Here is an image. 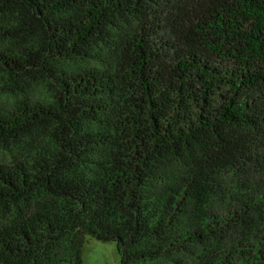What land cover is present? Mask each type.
<instances>
[{"label": "trees", "instance_id": "1", "mask_svg": "<svg viewBox=\"0 0 264 264\" xmlns=\"http://www.w3.org/2000/svg\"><path fill=\"white\" fill-rule=\"evenodd\" d=\"M172 1L0 0V264H84L87 240L121 264H264V203L253 244L205 252L248 218L211 211L264 143V0Z\"/></svg>", "mask_w": 264, "mask_h": 264}, {"label": "rangeland", "instance_id": "2", "mask_svg": "<svg viewBox=\"0 0 264 264\" xmlns=\"http://www.w3.org/2000/svg\"><path fill=\"white\" fill-rule=\"evenodd\" d=\"M167 3L163 7L157 9L158 14H162L171 8L174 3ZM167 6V7H166ZM160 18V17H159ZM161 21V20H160ZM137 25H134L136 28ZM160 36H166V33L161 32ZM58 69L62 71H73L77 69L70 64L64 62L58 64ZM6 78L0 76V113H10L14 109L15 104L11 98L6 97L7 86H4ZM21 100L34 101L40 99L42 86L33 81H27L22 86ZM264 143L260 141L255 146V156L253 160L246 167L244 172L231 176H223L217 179V187L220 192V196L216 198L215 205L212 209V213L219 214L220 217H233L235 214L241 218L244 214H248L247 219H238L241 222L234 225L232 231H230L226 237V240L222 241L224 246L217 248L214 245L206 249V253L209 254L211 261L215 262L216 258L219 259L225 254H235L239 248V244H253L255 235L258 236L260 226V218L262 212L258 209V205L264 203ZM223 218V219H224ZM243 220V221H242ZM191 230V229H190ZM84 243L80 240V244ZM79 244V245H80ZM221 245V242L220 244ZM216 258L214 259L215 255ZM58 260L76 261V251L69 247H63L57 254ZM84 264H121L120 257L116 250L114 243H101L96 240H87L84 244L83 253ZM202 264H206L203 261Z\"/></svg>", "mask_w": 264, "mask_h": 264}]
</instances>
